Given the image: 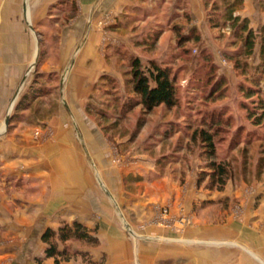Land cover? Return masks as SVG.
<instances>
[{"label":"rangeland","instance_id":"1","mask_svg":"<svg viewBox=\"0 0 264 264\" xmlns=\"http://www.w3.org/2000/svg\"><path fill=\"white\" fill-rule=\"evenodd\" d=\"M168 1L171 5L165 7L167 10H161V7L156 8L153 5L151 12L148 11L149 13L145 15L150 17L143 19L140 13L141 16L134 21L135 23L129 24L128 27L125 25L126 31L123 35L135 32L140 36L134 39L127 36L120 38L118 49L115 47L109 49L111 45L104 47L106 48L104 60L111 70L109 74L103 75H109L117 80L119 95L124 99L126 94L123 74L129 55L139 57L144 66L150 59L172 63L173 71L177 72L179 107L170 112L163 107L157 108L145 117L139 129L137 125L141 116L140 107H136L116 124H113L112 119L103 120L99 116H87L89 97L100 77L92 85L84 104L83 111L89 126L97 130L99 136L109 146L112 156L110 164L121 171L122 191L132 196L148 194L150 198L152 212L150 216L135 220L130 210H124L121 213L127 226H124L123 222L120 225L128 236L133 233L137 236L135 238L143 239V244H156L160 254H179L177 260L148 261L149 264H264V145L241 142L235 148L230 146L236 126L246 124L244 119L246 114L241 109L242 101L245 99L237 88L243 76L236 75L232 61H227L222 55L227 48L229 36L226 35L216 41L214 32L207 31L202 22H198L203 31L202 46L213 53L215 63L218 65L212 74L225 76L228 84L222 101L206 104L203 97L212 79L208 70L200 71V74L203 84L207 81L210 83L200 91L190 89L192 67L194 68L196 62L200 61L198 58L200 48L197 49L196 46L186 48L189 52L183 55L182 50L176 48V36L170 30H163L151 52L134 45L150 31L165 28L168 24L167 19L174 13L172 8L174 0ZM186 5L187 3L183 4L182 17L169 25L185 23L184 16L189 14V7ZM53 12L56 16L59 14L63 21L56 19L51 24L42 22L45 29H41L37 36L39 39L37 61L35 60L29 75L26 76L27 83L19 88L18 101L8 116L6 126L8 133L15 127L25 129L28 126L34 137L42 140L55 138L49 122L53 117H57L61 103H65L61 101L60 77L55 72L43 73L40 67L47 60H50L49 63L52 65L55 64L59 51L58 36L65 25L76 19L79 8L77 2L73 0L65 8H58ZM62 12H65L63 16L60 14ZM105 25L106 23L103 25L104 28ZM130 27H134L133 31ZM116 41L105 37L103 43L105 45ZM249 62L254 66L259 60L255 55ZM262 87L264 89V80ZM31 90L39 95L33 97L24 110L16 112L17 105ZM95 95L102 101L110 102V97L101 96L100 89ZM217 104L225 105L228 113L234 118L233 126L228 132L219 135L218 139L221 140L216 144L218 162H222L229 169V177L223 190H217L215 182H211L209 176H202L201 173L206 171L207 161L199 143L191 140L192 131L198 126L200 115L211 105ZM109 113H113V110L110 109ZM109 125H114L115 128L112 131H104L103 128ZM188 125L191 127L185 128ZM169 128L178 129L179 132L170 137H163ZM241 132L238 136L243 141L246 134ZM261 133H264V130L257 136ZM11 185L13 186L11 189L0 185V193L2 192L5 198L17 192V188H20V191L23 189L21 185L14 186L16 183ZM213 185L214 188L209 190L208 188ZM9 205L12 207V204ZM14 216L21 215L14 213ZM133 226L138 229H134ZM150 227L154 230L161 229L163 232L158 233L157 230L148 232ZM2 232L4 233L0 225V236ZM145 235L154 237L152 239L155 240L147 239L151 238L148 236L144 238ZM95 236L98 240L95 246L75 242L68 244L72 251L88 255V259L75 256L69 264H111L107 253L100 250L97 230ZM156 239H165L169 243ZM257 239L262 240L263 247L256 246ZM8 243V240L0 237V250ZM47 263H51V260Z\"/></svg>","mask_w":264,"mask_h":264},{"label":"crops","instance_id":"2","mask_svg":"<svg viewBox=\"0 0 264 264\" xmlns=\"http://www.w3.org/2000/svg\"><path fill=\"white\" fill-rule=\"evenodd\" d=\"M72 1L0 0V185L11 189V184L16 183L14 186L23 187L6 198L0 193V225L4 231L0 237L9 241L1 247L0 264H37L35 260L44 256L41 241L44 231L73 222L97 230L100 250L107 253L111 264L177 260L179 254H160L156 244H143V239L135 238V234L130 237L125 233L120 224L127 226V223L121 211L130 210L135 220L146 219L152 214L149 195L132 196L122 191L121 171L110 164L109 146L89 126L83 111L92 85L111 70L104 60V47L111 45L109 49H118L120 38L140 36L135 32L123 35L125 25L133 17L141 16V11L151 12L153 5L167 10L165 7L171 2L74 0L79 14L58 36L55 64L47 60L40 67L43 73L59 74L61 101L65 102L59 106L57 117L49 122L54 140L34 137L28 126L15 127L10 133L5 126L18 101L19 88L27 83L26 76L37 61V36L45 29L42 22L63 21L53 10L63 9ZM184 3L193 17L191 25L203 38L198 22L209 30L202 0H174V13L167 22L182 17ZM60 14L63 16L65 12ZM238 14L247 18L252 28H260L264 25V0H244ZM105 37L117 41L104 45ZM14 213L21 216L15 217ZM151 228L148 232H153ZM147 236L151 237L144 238ZM152 238L147 239L155 240ZM259 240L255 241L256 246L263 247ZM47 262L43 264H51Z\"/></svg>","mask_w":264,"mask_h":264},{"label":"trees","instance_id":"3","mask_svg":"<svg viewBox=\"0 0 264 264\" xmlns=\"http://www.w3.org/2000/svg\"><path fill=\"white\" fill-rule=\"evenodd\" d=\"M243 3L244 0H203L205 23L208 30L214 32L216 41L226 35L229 36L227 48L224 49L222 55L227 61H232L236 75L243 76V80L239 81L237 88L246 100L242 101L241 106L246 114L244 118L246 124L236 126L231 148H235L241 142L264 145V133L257 136L261 130H264V89L262 87L264 80V25L254 29L247 18L238 14L243 8ZM147 13H149L148 10H145L144 13L141 11L142 16ZM184 17V24L169 25L167 22L168 26L166 25L165 28L160 26L161 28L150 31L144 37L139 38V41L134 45L151 52L163 30H170L176 36V48L182 50L183 55L188 54L186 48H193V46H196L197 49L200 48L198 57L200 61L196 62L194 68L192 67L193 76L190 89L191 91H200L210 83L209 81L205 84L202 83L200 71L206 69L212 79L208 85V91L203 97V102L206 104L222 101L228 88L226 77L212 74L213 70L217 68L214 55L209 49L206 50L202 46V36L196 27L191 25L193 17L190 13ZM138 18L139 15L133 17L126 25L135 23L134 21ZM195 52L197 51L195 50ZM255 53H257L259 62L253 66L249 60L255 56ZM126 64L127 67L123 74L126 97L123 99L119 95L120 90L115 78L103 75L95 84L89 97L86 107L87 116H99L103 120L112 119L113 124H116L136 107H140L141 116L137 125L139 129L144 123L145 117L157 108L163 107L170 112L179 107L177 72L173 71L172 63L150 59L144 66L139 57L129 55L126 58ZM189 66L191 65L189 64ZM184 67L183 65L182 68ZM98 89H100L103 98L110 97V102L102 101L100 97H96L95 92H98ZM37 95L39 94L31 90L17 105L16 112L24 110L32 98ZM110 109L113 110V113H109ZM233 120V115L228 113L225 105H211L200 115L198 126L194 130L192 129L191 140L199 143L207 161L205 170L208 171H203L201 174L203 177L209 176L211 182H215L217 190L224 189L229 177V169L222 162H218L216 144L221 140L218 139L219 135L228 132L229 128L233 126ZM189 127L191 125L185 128ZM114 128V125H109L103 129L112 131ZM240 131H242L241 134H246L243 141L238 136ZM177 132H179L178 129L171 130L169 128L163 137H170ZM215 185L208 189L212 190ZM41 241L45 246L44 256L35 260L37 264H43V261L47 260H51V264H69L75 256L88 257L86 253L72 251L68 245L70 242L84 243L88 246L98 244L95 230H89L78 222L61 223L56 230H45Z\"/></svg>","mask_w":264,"mask_h":264},{"label":"water","instance_id":"4","mask_svg":"<svg viewBox=\"0 0 264 264\" xmlns=\"http://www.w3.org/2000/svg\"><path fill=\"white\" fill-rule=\"evenodd\" d=\"M8 121H9V118H8V119H6V121H5V126H7V124H8Z\"/></svg>","mask_w":264,"mask_h":264}]
</instances>
